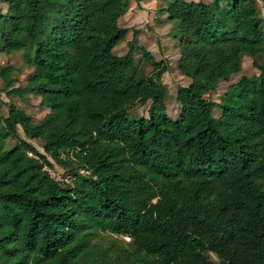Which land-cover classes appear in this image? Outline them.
I'll return each instance as SVG.
<instances>
[{
    "label": "trees",
    "instance_id": "obj_1",
    "mask_svg": "<svg viewBox=\"0 0 264 264\" xmlns=\"http://www.w3.org/2000/svg\"><path fill=\"white\" fill-rule=\"evenodd\" d=\"M3 1L0 53L21 52L34 70L24 89L0 67L3 92L38 95L49 112L36 124L10 104L5 116L0 92V264H264L257 1L174 0L159 11L191 81L177 89V119L167 112V61L143 49L153 68L145 75L134 41L115 54L131 31L138 35L120 26L132 0ZM245 57L257 75L232 85L239 93L225 105L210 100ZM139 107L147 114L134 116ZM51 161L72 168L71 184L51 177Z\"/></svg>",
    "mask_w": 264,
    "mask_h": 264
},
{
    "label": "rangeland",
    "instance_id": "obj_2",
    "mask_svg": "<svg viewBox=\"0 0 264 264\" xmlns=\"http://www.w3.org/2000/svg\"><path fill=\"white\" fill-rule=\"evenodd\" d=\"M174 0H141L136 2L132 0L130 3V9L126 15L121 19L120 26L131 30H137L138 35L133 36L131 31L125 42L121 43L116 49L115 54L117 56H124L128 53V43L134 41L137 47L136 58V71L145 75L152 73V66L145 60L143 55V49L153 54L156 60H165L170 65L171 69L163 76V83L166 92V105L167 112L173 118L179 117L180 106L177 104L175 96L177 89L181 86H188L190 80L184 77L179 71L180 51L178 43L174 41L170 33L173 28L172 23H167L166 17L158 14L162 8H166L168 2ZM198 1V0H188ZM208 1V0H207ZM206 1V2H207ZM211 1V0H209ZM257 6L260 11L261 17L264 19V0H256ZM9 6L5 4L3 0H0V12L7 13ZM27 9L25 5L21 7V13L25 14ZM164 17V18H163ZM163 18V19H162ZM0 67L5 68L11 73L13 79H20L19 83L15 84V87L21 86L27 88V79L33 74V69L25 64L23 53H14L11 55L0 53ZM257 70L253 67V60L249 57H245L243 60V70L241 73L233 75L229 81H221L215 92L207 95L210 100L218 102L220 105H225L226 99L231 96H236L239 92H231L230 87L237 84L243 77L253 78L257 75ZM5 78L0 76V92L2 97V109L3 114L7 116L8 106L10 104L17 105L20 109L24 110L30 117H32L36 124L41 121L49 112L47 108H42L40 104V97L35 94H27L24 97L8 98L4 91ZM28 91V89H27ZM147 114V107H139L135 110L134 116H143ZM221 111L219 109L214 110V117H220ZM20 138L31 143L41 153H44L43 142L41 140L28 139L21 127H19ZM14 140L7 141V148L15 146ZM52 162V170L56 174V179L62 184L70 181V173L72 168H63L57 163ZM87 172H82L81 175H87ZM65 180V181H64ZM71 184V181L68 183ZM121 239V238H120ZM101 245L108 244V236L105 233H101L97 239ZM123 240V239H122ZM128 243V240H125Z\"/></svg>",
    "mask_w": 264,
    "mask_h": 264
},
{
    "label": "built area",
    "instance_id": "obj_3",
    "mask_svg": "<svg viewBox=\"0 0 264 264\" xmlns=\"http://www.w3.org/2000/svg\"><path fill=\"white\" fill-rule=\"evenodd\" d=\"M46 170H47V171H49V173H50L51 177H53V178H56V175H55V173H53L52 171H50V170H49V169H47V168H46ZM56 180H59V179H56Z\"/></svg>",
    "mask_w": 264,
    "mask_h": 264
}]
</instances>
